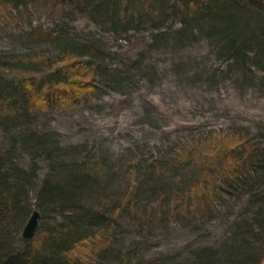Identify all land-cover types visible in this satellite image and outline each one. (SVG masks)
I'll return each instance as SVG.
<instances>
[{
    "label": "rangeland",
    "instance_id": "rangeland-1",
    "mask_svg": "<svg viewBox=\"0 0 264 264\" xmlns=\"http://www.w3.org/2000/svg\"><path fill=\"white\" fill-rule=\"evenodd\" d=\"M247 10L244 15L253 25L257 18L253 12L264 16L256 5ZM95 15L77 0L61 6L52 0H24L6 14L5 22L0 21V69L15 85L23 71L36 67L21 59L39 52L54 57L71 48L82 60L93 58L88 47L96 48L106 56L103 63L112 75L105 84L92 81L98 90L81 100L2 125L0 168H35L27 205L29 215L35 209L41 217L33 239L40 236L44 244L50 241L48 247L41 244L39 254L50 246L57 252L58 247L90 234L83 225H76L83 208L93 205L88 200L76 212L65 214L36 205L40 184L52 166L76 161L99 181L94 207L101 202L105 211L112 209L130 178L138 189L132 210L123 208L118 217L112 244L86 264H117L131 248L137 249L132 262L191 264L197 250L210 248L223 254L237 247L256 248L262 252L258 264H264V233L254 221L264 212L259 206L262 178L221 194L208 208L181 213L177 204H170V197L174 202L194 187L204 167L185 161L155 176L147 165L152 162L150 156H169L180 144L211 131L244 132L264 144L260 60L252 54L240 58L241 63L230 58L220 37L199 23L167 18L127 29ZM48 30L67 34L74 43L34 42V33ZM123 54L129 62L119 68ZM38 138L46 145L36 151L28 140ZM131 161L138 164L134 175L126 169ZM25 223L15 235L18 249L25 242L21 239Z\"/></svg>",
    "mask_w": 264,
    "mask_h": 264
},
{
    "label": "trees",
    "instance_id": "trees-1",
    "mask_svg": "<svg viewBox=\"0 0 264 264\" xmlns=\"http://www.w3.org/2000/svg\"><path fill=\"white\" fill-rule=\"evenodd\" d=\"M22 1L24 0H0V21L5 22L6 14ZM52 1H56L60 6L72 2ZM77 1H80L87 12L96 14V18L127 29L167 18L199 23L204 29L209 28L213 35L220 37V42L224 44L223 48L230 58L241 63L240 58L252 54L264 67V16L253 12L257 15L253 25L250 17L244 15L248 12V7L253 5L264 10L263 0ZM33 36L34 42L56 41L60 45H67L66 42L74 43L71 36L62 32L54 33L52 30L34 33ZM71 49H65L54 57L39 52L33 56L28 55L26 60L21 59L24 64L36 67L23 71L16 85L6 78L0 69V130L8 120H22L36 111L49 110L53 106L83 99L84 95L98 90L92 82L94 80L100 84L110 81L112 75L103 63L105 55H99L96 48L88 47V52L93 58L82 60V55ZM127 58L126 54L122 55L123 60L118 64L119 68L129 62ZM257 65H260L258 61ZM40 66L42 68L38 70ZM28 142L33 144L36 151L46 145V141L39 138L29 139ZM169 152L172 153L163 158L150 156L152 162L147 165L151 168V174L161 176L185 161L204 167L194 187L179 194V198L174 202L172 196L170 197V204H177L181 213L192 212L196 208H208L221 194L242 188L251 181L262 178L264 184V144L244 132L211 131L203 134L198 140L180 144ZM83 166L86 168L83 163L79 165L76 161L64 166L59 164L58 168L53 165L40 184L36 205L43 211L55 209L63 213L70 212L69 210L74 212L76 207L85 205L88 201L94 205L97 200L95 190L100 189V184L97 176ZM126 169L134 175L138 164L131 161ZM34 174L35 168L29 171L17 165H12L8 171L0 168V264H86L88 258L98 256L112 244L118 217L121 212L132 210L138 191L132 186L130 178L124 192L115 200L116 203L109 211L104 210L101 202H97L95 207L92 205L83 208L84 215L81 220L76 221V225L80 224L89 229V235L72 241L69 246L58 247L57 252L54 246H50V250L46 249L45 254H39L43 245L48 247L50 244V241L44 244V237L38 236L24 242L21 249L14 246L17 228L19 229L29 217L27 201ZM92 199L95 200L94 203ZM259 206L264 207V191ZM254 221L261 233H264V212H259ZM232 249V253L226 251L223 254L210 248L197 250L191 264H220V259L223 258L225 264H258L262 254L256 248ZM136 250L129 249L117 264H144L142 260L132 262V255Z\"/></svg>",
    "mask_w": 264,
    "mask_h": 264
},
{
    "label": "water",
    "instance_id": "water-1",
    "mask_svg": "<svg viewBox=\"0 0 264 264\" xmlns=\"http://www.w3.org/2000/svg\"><path fill=\"white\" fill-rule=\"evenodd\" d=\"M40 213L32 210L21 232V239L25 242L33 239L35 232L39 226Z\"/></svg>",
    "mask_w": 264,
    "mask_h": 264
}]
</instances>
